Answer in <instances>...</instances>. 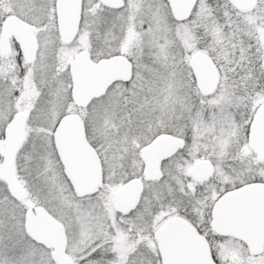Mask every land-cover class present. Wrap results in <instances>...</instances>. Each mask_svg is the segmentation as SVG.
<instances>
[{
	"label": "snow or ice",
	"instance_id": "obj_1",
	"mask_svg": "<svg viewBox=\"0 0 264 264\" xmlns=\"http://www.w3.org/2000/svg\"><path fill=\"white\" fill-rule=\"evenodd\" d=\"M0 264H264V0H0Z\"/></svg>",
	"mask_w": 264,
	"mask_h": 264
}]
</instances>
